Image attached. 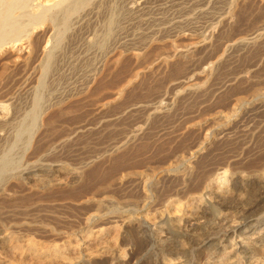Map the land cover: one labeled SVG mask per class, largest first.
I'll return each instance as SVG.
<instances>
[{"label":"bare ground","instance_id":"1","mask_svg":"<svg viewBox=\"0 0 264 264\" xmlns=\"http://www.w3.org/2000/svg\"><path fill=\"white\" fill-rule=\"evenodd\" d=\"M116 1H120L121 4ZM214 1L218 4H226L228 7L227 12L229 11L227 17L229 18L220 20L219 17H214L216 14L213 13L212 9L210 12H207L206 10V12L203 11V15H209L212 19L210 22L208 21L209 23L201 33L198 32L199 36H196L197 33L196 35H184L178 37L175 42L169 43L167 46L165 44L167 52L164 57L156 61L159 64H157V67L161 66L163 68L167 67L173 59L174 62L177 61L189 64L192 57H194L193 55L196 52L198 45L203 44L204 46L205 44L204 47L211 51H209L211 53L209 60L211 61L201 66L198 73L188 76L189 72L181 79L179 78L180 80L176 83H172L173 85H171V83L169 84L171 85V87H169L171 88L170 91L173 92L172 95H174V97L179 95L181 91L186 92L187 94L198 92L202 85H200L201 82L199 83V81L201 79L210 78L214 68L220 64L221 60H224V58L227 59V57L230 56V53L240 54L245 50H249L253 47L256 48L257 46L264 44V26L259 29L246 31V29L238 30V28L236 29L234 27L235 25H233L234 18H238L237 16L246 0ZM110 2H115L116 4H113L115 6L111 8L109 17L107 19L105 18L106 20L103 24L100 19L103 26V33L101 32L102 34L94 41L91 38V32L93 31V29L91 31V12L93 10L101 12V9H98L102 7V4L104 6V4ZM144 4L145 2L143 0H0V80L9 77L14 73L24 75L23 78L26 76V80L28 81L25 82H27L29 90L27 92L28 95H25L31 97V101L28 102L30 104V109L22 118L20 113L23 104L20 102L18 96L11 95L12 97L9 99L7 98L8 100L4 96L7 101H2L0 98V264H264V163L260 166L258 165L256 169L255 167H252L248 172L237 169L231 171L228 170L227 167L225 168L222 166L216 167L211 171H206V165L209 160L204 162L203 160H206V158L202 159L195 157L200 156L202 151L205 150V148L211 144V141L214 140L211 137L210 132L204 135L199 146L196 148L194 147L195 151L190 155V158L182 159L181 162H179L184 168L183 171L181 170L182 172L180 173L177 172L179 170L174 172L171 171L173 172L172 176L175 182L179 184L189 182L190 186L191 184L192 187L195 186L192 193L187 191L190 194L187 195L186 192L187 197L185 199H170L171 201L169 200L158 209H152V202L149 201L150 194L148 193L149 195H147L145 192L141 194L143 198L141 203L139 202L140 204L138 203L134 206L131 205L132 203H123V205L118 206L114 204L111 199L102 197L99 199L100 196L98 199H95L93 195L89 198V195H86L85 190H83L85 193L82 191L80 193V190L77 192L76 190L78 189H74L78 183L80 185L82 182L83 173L80 169H69V166V168H67V166H62L63 164L57 165L58 163L56 165L49 163L46 164V162L45 164H41L39 161H41L42 158H39L37 162L33 164H26L24 161L26 151H28L31 143L34 142V137L39 135L38 137L43 138L45 134L52 133L56 124L62 118H65V116L70 115L73 112L74 107H78H72L74 102L76 103L80 98L82 100L91 95V86L89 87L91 84V73L93 72V69L91 70V68L96 66L95 63H100L102 69L107 70L112 67L115 69L117 68L116 70L119 72L118 67L121 66L120 64H122L126 59L125 57L128 56V54L126 55L127 47L131 46L132 48H136L135 45H140L139 43H141V39L139 35L130 33L129 31L124 34V32H122V30H124L122 25L139 19ZM246 4L247 3H245V6L243 5L245 8ZM248 4L249 7L252 8L253 5L251 6L250 2ZM262 4H264V2ZM205 7H207V5ZM210 7L214 6L211 5ZM192 10H194L193 7ZM221 10L224 9L222 8ZM244 10L246 12V9ZM244 10L242 9V11ZM184 11L182 12L184 13ZM245 12L243 13L245 14ZM250 13H248L249 17L252 14ZM220 14L222 15L224 13ZM240 16L243 15L240 14ZM195 17L197 18V16ZM210 18H208V20ZM261 18H263L262 15ZM238 21L240 24L241 20ZM184 23L186 25L187 22ZM251 23L249 22V24ZM178 24L179 23H174L172 26H175L176 28V25ZM181 24L184 25L183 23H180L179 25ZM251 25L254 26V23ZM165 28H168V26ZM180 28L182 27L180 26ZM250 29L252 28L250 27ZM180 43L184 45L179 46L178 44ZM69 48L73 50V53H70V57L68 58V61L66 60L67 62L65 65H67V68H69L70 71L61 74L60 71L58 72V69L56 70V65L61 64L64 61V53ZM255 52L257 54L258 50ZM255 52H252L254 53L253 55H255ZM144 54L145 52L143 54L136 52L129 55L130 58H132V61L133 59L138 61L139 59L141 60L143 56H147ZM247 57L246 59L251 60V57ZM252 59H254V56ZM143 60L144 59L141 61L144 62ZM258 60H256V62ZM149 65L150 67H148L147 71L151 74L153 68L156 66H154L155 64ZM173 70L175 69L173 68ZM179 71L180 70H178V72ZM104 72L105 71L103 70V73ZM160 72L158 73L160 74ZM154 73L152 72V74ZM80 75L85 79V83L83 82L82 84V86L85 85V88L80 89L79 91L75 88L69 89L68 91L60 90V83L64 81L63 77L67 76L69 78L72 77L73 79L74 76L80 77ZM141 75H144V73H141ZM214 75L215 74H213V76ZM138 76H140V73L136 74L135 78L137 79ZM168 77L171 78L169 75ZM246 77H248V75ZM146 79L147 78L144 80L146 81ZM9 80L11 82V77ZM174 80L176 79L174 78ZM143 82L142 84L145 85L146 82ZM4 85L6 86V84ZM142 87L144 89L146 88L145 86ZM133 88L135 87L133 86ZM99 90H101L100 87ZM230 90L231 89H229V91ZM131 93L132 91L130 94ZM122 94L123 90L114 91L108 95L106 94L110 100L104 103L102 107H108L110 104L116 102ZM163 97L159 96L157 101L154 104L152 103L153 105L151 104V106L145 105L146 107L144 109L148 114L150 113V117L151 114H164L165 116V113L171 108V99L167 100L166 98L168 96L165 98ZM255 97L256 99H262L261 101H264L263 94H261V96L257 94ZM130 109H128V111H130ZM76 110L78 111V109ZM221 115L213 119V124L217 131L226 130L236 113L235 115L232 114L230 116ZM146 119L147 118H145V120ZM71 120L74 121V119ZM111 123L112 122L109 124ZM102 124L103 123H101V125ZM101 125L100 127L103 126ZM137 128L139 127L137 126ZM137 128L136 131H133L134 129L132 130L133 132H136V134L140 129ZM197 128L199 127L197 126ZM94 130L96 131V129ZM92 132L93 131H91V133ZM62 133L61 135H63ZM136 134L134 133V135ZM65 135L66 134H64V136ZM58 137H60V135H58ZM136 137L138 138L139 136ZM132 141H134V139ZM51 142H55V140ZM46 144L43 145L46 146ZM43 145L40 146V149ZM36 147L34 148L36 149ZM33 151L35 152V150ZM33 151H31V155L34 154L32 153ZM39 152L40 150H38V153ZM201 159L202 162L199 163ZM252 163L251 165L253 166ZM117 168H114V170L110 169L116 171L118 170ZM136 173L137 172L134 174L136 175ZM91 174H84V176L89 175L91 177L93 176ZM122 175L123 174H121V177ZM161 176L164 178L163 175ZM86 178L84 179L86 180L84 182L89 180V178L88 180ZM90 179L92 181L94 177H91ZM100 179L98 178L99 181H101ZM166 179L167 178H165V180ZM139 180H141L142 183H146L147 181L144 179L143 173L139 176ZM13 181L18 184H25L28 188V192L20 195L13 190L10 191L11 189L8 190L7 188L10 186L8 184L10 182L14 183ZM126 181L128 182L127 179ZM97 182L98 181H96V183ZM85 184L84 186L86 189L87 184ZM137 184H139V182ZM173 184L175 183L173 182ZM11 186L9 188H11ZM26 186L24 188H26ZM60 187H67L69 189L68 192L66 189L67 193L65 194L59 190L60 194H63L57 197V194L53 192L55 190H53V188ZM169 188L171 187L169 186ZM82 189L84 188L82 187L81 190ZM139 192L142 191L140 190ZM20 193H23L22 190ZM104 193L106 194L105 191ZM100 194L101 193H99V195ZM140 197L139 199H141ZM54 198H57L59 201H65V204L70 203L71 205L80 207V209H82V216L79 222L70 224L64 217L52 214H47L45 216L46 219H39L36 212L37 210L42 211V209H40L43 205L41 204L42 200ZM90 204L93 205L91 206L92 208L94 205L97 207L96 212H88L90 209L88 206H90ZM61 205L59 206L61 207ZM49 207L50 206H48V208ZM86 207L88 209H86ZM102 207L107 208L108 213H102Z\"/></svg>","mask_w":264,"mask_h":264},{"label":"rangeland","instance_id":"2","mask_svg":"<svg viewBox=\"0 0 264 264\" xmlns=\"http://www.w3.org/2000/svg\"><path fill=\"white\" fill-rule=\"evenodd\" d=\"M143 1L145 2V4L143 5L144 8H143V11L139 15V19H137L133 22H130L131 25H130V23L122 25V27H124V30H122V32H124V34H125L127 31H129L130 33L138 34L140 39H141L142 45H144V44L145 45L142 46L141 43H139L140 45H138V46L135 45L136 48H132L131 46L127 47L126 55L128 54V56L125 57L126 59L124 60V62H122V64H120L121 66L119 65L120 67H118V70L120 73L116 70L117 68L115 69V68L111 67L107 70L102 69V67H100L102 65L100 63L96 62L95 63L96 66L94 65L95 67L91 68V70L93 69V72L91 73V84L89 85V87L91 86V95L85 97L82 100L80 98L78 100L79 102L78 101L76 103L74 102L73 103L74 105L72 107H74V106H78V107H74L73 112L70 115H68L69 117L65 116V118H62L63 120L61 119L59 122H63V121L64 122L63 123L58 122L52 133L45 134L43 136V138L38 137L39 135L34 137V139H33L34 142L31 143V146L28 148V151H26L24 161L26 162V164H33V163L37 162V160L39 158H42L41 161H39V162H41V164H45V162H46V164L49 163V164L56 165L58 163L57 165L63 164L62 166H65V167L67 166V168L70 167L69 169H80L83 173L82 182L80 181L82 184L80 183V185H79V183H78L77 184L78 186L76 185L74 187V189H78V190H76L77 192H79V190H80V193H81V191L83 193H85L83 191V190H85L86 195H89L88 196L89 198H91V196L93 195L95 199H98V197L100 196L99 199L101 197L111 199L114 202V204H116L118 206L123 205V203L124 204H131L132 203L131 205L134 206V205H137L139 202L141 203V201L143 199L141 194L143 192H145L147 195L150 194L149 195V201L152 202V207H153L152 209H158V208H161V206H163L170 199L171 200H173V199L174 200H177V199L183 200L187 197L186 196L187 191L192 193V190L194 189L195 186L192 187V184L190 186L189 182H185L187 185L185 183L179 184V183L174 181L172 175H173L174 171L179 170V171H177L179 173L183 171L184 168L182 165H180L181 163H179V162H181L182 159L190 158V155L193 153V151H195V148L200 145L204 135L208 132L211 133V137L214 140L211 141V144H209L207 146V148H205V150L202 151V154H200V156L195 157V158H202V159L206 158V160L205 159L203 160L204 162H207L209 160V162H207V165H206V169H205L206 171H209V170L211 171L216 167L222 166L225 168L227 167V169L231 170V171L237 169V170H242V171L248 172L250 169H252V167H255V169H256L258 167V165L260 166L261 164L264 163V105H263L264 101H261L262 99H256V97H255V96H257V94L260 96H261V94L264 95V50H263L264 44L257 46L258 48L257 47L256 48L255 47L250 48L253 50H250V49L245 50L246 53H245V51L242 52L243 54L245 53L244 55L242 53H240V54L239 53H230V56H228L227 59L224 58V60H221V62L219 64V65L222 64L221 66L218 65L216 68H214L215 71L213 70L210 78L201 79L203 82L201 80L199 81V83L201 82L200 85L201 84L202 85H201V89L198 92L187 94L186 92L181 91L179 93V95L174 97V95H172L173 92L170 91L171 88H169V87H171V85H173L174 83L179 81L184 75H186L189 72L190 73L188 74V76L189 75L192 76V74L198 73V70L201 66H203L205 63L211 61V60H209L211 51L204 47L205 44H204V46H203V44H201V45L197 46V50L194 53V55H193L194 57H192L191 62L189 64L186 63L189 66L184 64V63L177 62V61L174 62V59H173V61H170L171 63L168 64L167 67H164V68L161 66L157 67L158 63L156 61H158L159 59L164 57L165 53L167 52V47H165V44L167 46L169 43L175 42L178 37H181L184 35H190V34L196 35V33H197L196 36H199V33H201V31H203V29L207 26V24L212 19V17L210 18L209 15L208 16L203 15V13H204L203 11H205V10L207 12L208 11L210 12L212 9L213 13L216 14L214 17L215 18L219 17L220 20L225 19V18L228 19L229 18V17H227L228 13H229V11L227 12L228 7L224 3L218 4L216 2L217 3L216 4L214 0H202V1L198 0V2H197V0H193V1L192 0H146V1L143 0ZM191 1L192 2L195 1L196 3L194 2L195 3L194 4ZM248 1L249 0H246L245 3L248 4L250 2L251 3L250 5L251 6L253 5L254 8H253V6H252V8L249 7V4H248V6L246 4V8H245L244 7L245 3H244L243 4L244 6L242 5V8L240 6L241 10L237 16L238 18H234L235 20H233V25H235L234 27L236 29L238 28V30L246 29V31H248V30L251 31V30L262 28L264 26V4H262L264 2V0H258L259 2L257 0H250L249 2ZM116 2L120 3V1H116ZM202 2L203 3L205 2L204 5ZM114 3L115 2L106 3V4H104V6L102 4V7L98 9V10L101 9V12H96V10H93L91 12V18H92L91 19V22H92L91 31L93 29V31L91 32V38L94 41L103 33L102 24L109 17V13H110L111 8L115 6V5H113ZM197 4L198 5L200 4V5L198 6ZM206 5H207V7H205ZM211 5L214 7H210ZM260 6H262V7H260ZM192 7L194 10H192ZM200 7L203 9H201ZM247 7L249 10L247 9ZM255 7L258 9H256ZM213 8H215L217 10H215ZM222 8L224 10H221ZM184 9H185V11H184ZM242 9L243 10L246 9L247 13L245 12V10L242 11ZM250 9H252V10H250ZM164 10H165V12H164ZM262 10H263V12H262ZM182 11H184V13ZM197 11L200 13H198ZM250 11L252 14L250 13ZM258 11L260 12V14L262 15L263 18H261V15L259 14ZM225 12H226V14H225ZM243 12H245V14ZM220 13H224V14L221 15ZM248 13L251 14L250 17H249ZM92 14L94 17L92 16ZM182 14H183V16H182ZM240 14L243 16H240ZM195 16H197V18ZM251 16H252V18H251ZM198 17H199V19H198ZM208 18H210V19L208 20ZM249 19H251V20L253 19V20L251 21ZM187 20L189 21V23ZM238 20H241L240 24L238 23L239 22ZM100 21L102 22V24ZM204 21H206V22H204ZM242 21L244 24L242 23ZM184 22H187L186 25ZM191 22H192V24H191ZM249 22L250 23L253 22L254 26L251 25L253 23L249 24ZM174 23H179V24L183 23L184 25L178 24L176 26L179 28H177V27L175 28V26L174 27L172 26ZM193 23H194V25H193ZM236 23H237V25H236ZM93 24H95V25H93ZM245 24H246V26H245ZM239 25H241V26H239ZM126 26H127V28H126ZM167 26H168V28H165ZM171 26H172V28H171ZM180 26L182 28H180ZM186 27H187V29H186ZM250 27L252 29H250ZM127 29H129V30H127ZM172 29H174V30H172ZM163 32H165V33H163ZM186 32H188V33H186ZM169 41H171V42H169ZM156 43H157V45H156ZM178 45L182 46L184 44L180 43ZM142 47H143V49H142ZM149 47H151L152 49ZM256 50H258L257 54L255 52ZM67 51H70V52H67ZM251 51L255 52L256 57H255V55H253L254 53H252ZM136 52H138L139 54L140 53L143 54L145 52L144 55H147V56H143L141 58V60L144 59L143 61L145 63L142 62L140 59L138 61L133 59V61H132V58H130L129 54L136 53ZM70 53H73V50L69 48L64 53V57H63L64 61L61 64L56 65L57 66L56 70L58 69V72L60 71L61 74L68 73L70 71V69L67 68V65H65L66 62L68 61V58L70 57ZM248 53H250V54H248ZM240 55H241V57H240ZM242 55H243V58H242ZM250 55H252V56H250ZM148 56H151V57H148ZM253 56H254V59H252ZM144 57H146V58H144ZM239 57L241 60L239 59ZM246 57L247 58L251 57V60L246 59ZM258 58H259V60H258ZM243 59H246V60H243ZM148 60H150V61H148ZM237 60H238V62H237ZM253 60H255V61H253ZM256 60H258V61L256 62ZM230 62H231V64H230ZM149 64H152V65L155 64L154 66H156V67L153 68L154 71L152 70L153 73L155 72L154 74H152V72L150 74V72L147 71L148 67H150ZM169 65H170V67H169ZM171 67H172V69H171ZM187 67H189V68H187ZM168 68H169V71H168ZM173 68L175 70H173ZM181 68H183V69H181ZM103 70L105 71L104 73H103ZM160 70H161V72H160ZM178 70H180V71L182 70V71L181 72L179 71L180 72L179 73ZM255 70L257 71V73ZM158 72H160V74ZM168 72H169V74H168ZM135 73L136 74L140 73V76H138L137 79L135 78V76H136ZM141 73H144V75H141ZM170 73H172V74H170ZM14 74H12L13 77H12V75H10L9 77H6V78L0 80V98L2 99V101H7L13 95L18 96L20 102L23 105L25 104L24 106L22 105V111H21L22 115L20 113V116L22 118L25 115V113H27L30 109V107H29L30 104L28 102L31 101V97L25 95V94H27V92L29 90V88H28L29 86L27 85V82H25L28 80H26V76L23 78L24 75L15 74V76H14ZM115 74H117V75H115ZM213 74H215V75L213 76ZM104 75H105V77H104ZM168 75L171 78L174 77L176 80H174V78H172V79L169 78ZM247 75H248V77H246ZM148 76H149V78H148ZM10 77H11V82L9 80ZM81 78H82L81 75H80V77L74 76L73 79H72V77H70V78L67 76L63 77L64 81H62L60 83V87H59L60 90L61 91H63V90L68 91L69 89L75 88L79 91L80 89L85 88V85L82 86L83 82L85 83V79L84 78L81 79ZM145 78H147L146 81L144 80ZM211 78H212V80H211ZM68 79H70V80H68ZM246 79H248V80H246ZM15 80H17V81H15ZM138 80H139V82H138ZM143 80H144V82H143ZM134 82H135V84H134ZM142 82L143 83L146 82L145 85L142 84ZM136 83H137V86H136ZM170 83H171V85H169ZM2 84H3V86H2ZM4 84H6V86ZM253 84H255V85H253ZM140 85L145 86L146 88L144 89ZM133 86L135 88H133ZM24 87H26V88H24ZM99 87L101 88V90H99ZM229 89H231V90L229 91ZM119 90H123V94L120 97L123 100H121L119 98L116 102L110 104L108 107H102V105L104 103H106L107 101L110 100L107 97V95L111 92H114V91L116 92ZM150 90H151V92H150ZM131 91H132V93L130 94ZM127 92H129V93H127ZM234 92H235V94H234ZM195 94H196V96H195ZM146 95L148 98L146 97ZM163 95H164V97H163ZM185 95H187V96H185ZM4 96L6 99L7 98L8 99L6 100L4 98ZM159 96H162L163 98L168 96L166 99L167 100L171 99L172 106L169 109V111L167 112L168 115H167V113H165V116H164V114H162L165 118L162 115H153V114H151V117H150V115H149L150 113L148 114V112L145 111L144 108L147 105L151 106L152 103L154 104L157 101V98ZM100 98H101V101H100ZM1 99H0V101H1ZM260 101H261V103H260ZM83 103H84V106H83ZM236 103H238V104H236ZM79 105H81L82 107ZM26 106L28 107V109ZM114 106H115V108H114ZM131 107H133V108H131ZM76 109H78V111ZM128 109H130V111H128ZM139 109H141V110H139ZM234 112L236 113V115ZM232 114H234L235 116L233 117L231 123H229V125L227 126L226 130H218V131L215 130V125L213 124L214 118H216L220 115L221 116H225V115L230 116ZM108 116H110V117H108ZM145 118H147L148 120L147 119L145 120ZM71 119H74V121ZM211 119H212V122H211ZM109 121L112 123L109 124L110 123ZM101 123H103V124L106 123V124H104L106 126H104L103 124H102L103 125L102 126ZM100 125L102 127H100ZM136 125L140 129L137 128ZM140 125H142V126H140ZM197 126L199 128H197ZM83 127H84V129H83ZM90 128H92V129H90ZM136 128L139 129L137 134H136V132H133V131H136ZM94 129H96V131ZM91 131H93V132L95 131V132L91 133ZM61 133L63 135H61ZM134 133L136 135H134ZM64 134H66L67 136L66 135L64 136ZM58 135H60L61 138L58 137ZM136 136H139V137L137 138ZM51 139L55 140V142H51V141H53ZM133 139H134V141H132ZM38 140H40V141H38ZM36 141H38V142H36ZM43 144H46V146ZM41 145H43V147H41V149H40ZM34 147H36L37 150ZM51 147H52V149H51ZM155 149H156V151H155ZM33 150H35V152ZM38 150H40V152H39L40 155L38 153ZM31 151H33L32 152V153H34L33 155H31ZM36 151H37V153H36ZM31 158H32V161H31ZM35 158H36V160H35ZM202 159L199 161V163L202 162ZM261 159H263V160H261ZM27 162H29V163H27ZM251 163L253 164V166L251 165ZM110 168L112 170H114V168L115 169L117 168L118 170L112 171ZM129 171H130V173H129ZM171 171H173V172H171ZM112 172H114V173H112ZM117 172H119V173H117ZM135 172H137L136 175L134 174ZM142 173H143L144 179L147 180L146 183H142V181L139 180V176L142 175ZM84 174H89V175L91 174V175H93L91 177L92 178L94 177V179H92V181H91V179H90L91 177L89 175L84 176ZM101 174L103 177L101 176ZM121 174H123L122 177H121ZM161 175H163L164 178ZM149 176L150 177L153 176V177L150 178ZM134 177H136V178H134ZM85 178L87 180L89 178V180L87 182H84V181H86V180H84ZM98 178L99 179L101 178L100 179L101 181H99ZM102 178H104V179H102ZM114 178H116V179H114ZM147 178H149V179H147ZM165 178H167V179L165 180ZM126 179L128 180V182L126 181ZM131 179H132V181L133 180L134 181L132 182ZM96 181H98L97 182L98 185H97ZM13 182L14 183L10 182L8 184L10 186L12 184L11 188H9L10 186L7 185L8 190L11 189L10 191L13 190L14 192H17L20 195L26 194L28 192L27 191L28 188L25 184H18L17 182L15 183V181H13ZM93 182H94V185H93ZM138 182H139V184H137ZM173 182L175 184H173ZM85 183L87 184L86 189L84 186ZM113 183H114V185H113ZM13 184H15V185H13ZM140 184H141V186H140ZM103 185H104V187H107V188H104ZM110 185H112V186H110ZM25 186H26V188H24ZM79 186H80V188H79ZM89 186L91 189L89 188ZM147 186L148 187L150 186L149 189L151 191L148 189ZM169 186L171 188H169ZM187 186H189L190 188ZM82 187L84 189L81 190ZM96 187H97V189H96ZM102 187H103V189H102ZM62 189H64V190H62ZM66 189L68 192L69 188H67V187L53 188L54 191L53 190L52 191L55 194H57V197H58L59 195H62L63 193L64 194L67 193ZM107 189L108 190L110 189L109 190L110 192ZM176 189H178V190H176ZM21 190L23 193H20ZM59 190L62 191L63 193L60 194ZM90 190H91V192H90ZM140 190L142 192H139ZM18 191H20V192H18ZM104 191L106 192V194L104 193ZM159 191H160V193H159ZM88 192H89V194H88ZM154 192H155V194H154ZM188 192H187V195L190 194ZM99 193H101V194L99 195ZM164 193H165V195H164ZM140 195H141V197H140ZM166 196L168 199L166 198ZM139 197L141 199H139ZM131 199H132V201H131ZM44 200H42V202H41V204H43L42 207L40 208V209H42V211L37 210V212H36V215L39 216V219H41V220L46 219L45 216L47 214H52L55 216L64 217L67 220V222H69L70 224L78 223L79 220L81 219L82 209H80V207H77L75 205H71L70 203H69L70 205L65 204V201H59V200H57V198L48 199V200L44 199ZM155 203H156V205H155ZM50 204H52V205H50ZM61 204H63L64 206ZM59 205H61V207ZM48 206H50V207L48 208ZM91 206H93V205L90 204V206H88L90 209H89V211L88 210L87 211L89 213L96 212L97 207L94 205V207L92 208ZM45 207H47L48 209ZM86 209H88V208L86 207ZM103 209H105V210H103ZM101 210H102V213H108L107 208L102 207Z\"/></svg>","mask_w":264,"mask_h":264}]
</instances>
